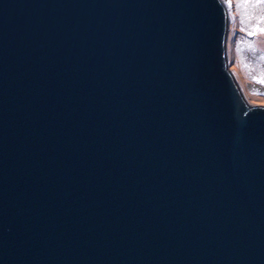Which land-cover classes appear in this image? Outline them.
Here are the masks:
<instances>
[{"label": "water", "instance_id": "obj_1", "mask_svg": "<svg viewBox=\"0 0 264 264\" xmlns=\"http://www.w3.org/2000/svg\"><path fill=\"white\" fill-rule=\"evenodd\" d=\"M222 0H0V264H264V106Z\"/></svg>", "mask_w": 264, "mask_h": 264}, {"label": "rangeland", "instance_id": "obj_2", "mask_svg": "<svg viewBox=\"0 0 264 264\" xmlns=\"http://www.w3.org/2000/svg\"><path fill=\"white\" fill-rule=\"evenodd\" d=\"M222 2L226 5L229 16V70L246 102L251 106L263 107L264 91H260L258 85L264 87V0Z\"/></svg>", "mask_w": 264, "mask_h": 264}, {"label": "flooded vegetation", "instance_id": "obj_3", "mask_svg": "<svg viewBox=\"0 0 264 264\" xmlns=\"http://www.w3.org/2000/svg\"><path fill=\"white\" fill-rule=\"evenodd\" d=\"M245 37L248 38V40L250 39L249 36H245ZM262 67H263V66H262ZM258 86H259V88H260V89H259L260 91H264V87H262V86H260V85H258Z\"/></svg>", "mask_w": 264, "mask_h": 264}, {"label": "snow or ice", "instance_id": "obj_4", "mask_svg": "<svg viewBox=\"0 0 264 264\" xmlns=\"http://www.w3.org/2000/svg\"><path fill=\"white\" fill-rule=\"evenodd\" d=\"M239 7V6H238ZM242 23H243V21H242ZM243 30V29H242ZM262 31H264V29H262Z\"/></svg>", "mask_w": 264, "mask_h": 264}]
</instances>
